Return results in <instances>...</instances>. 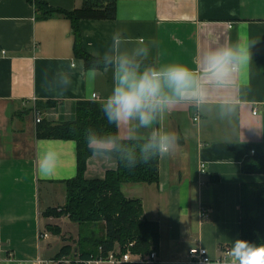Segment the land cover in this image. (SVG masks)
<instances>
[{
    "label": "crops",
    "instance_id": "obj_1",
    "mask_svg": "<svg viewBox=\"0 0 264 264\" xmlns=\"http://www.w3.org/2000/svg\"><path fill=\"white\" fill-rule=\"evenodd\" d=\"M64 11L83 0H43ZM114 19L80 20L81 47L103 60L112 33L123 29L121 49L152 42L145 63L195 66L205 50L238 41H255L250 65L235 77L226 95L234 111L221 116L213 106L177 107L163 126L180 133V150L159 157L158 181L124 184L122 194L141 202L143 216L157 224L158 264H197L188 259L202 247L211 261L225 264L223 251L240 239V203L264 174L244 173L242 161L264 156V0H115ZM74 36L68 18L42 17L27 0H0V264H37L53 260L63 247L67 255H97L93 241L105 236L102 222L78 224L67 216L46 217L65 203V181L76 176L73 140L39 139L34 112L41 121L73 118L78 102L99 103L112 85L111 72L69 68ZM96 50V52H93ZM92 53V54H91ZM64 75L72 80L62 95ZM51 80L54 90L47 87ZM97 98L93 99L92 95ZM256 114H253V110ZM127 129H121V135ZM49 147L61 154L56 172L42 175L37 157ZM201 164L205 174L199 173ZM113 159L86 160L84 178L103 179L115 170ZM64 256V255H63Z\"/></svg>",
    "mask_w": 264,
    "mask_h": 264
},
{
    "label": "clouds",
    "instance_id": "obj_2",
    "mask_svg": "<svg viewBox=\"0 0 264 264\" xmlns=\"http://www.w3.org/2000/svg\"><path fill=\"white\" fill-rule=\"evenodd\" d=\"M123 29L115 30L103 53L104 70L111 72V89L99 100L100 111L114 132H102L89 126L84 130L86 146L91 159L116 157L115 168L123 164L134 169L156 157L173 156L180 150V133L167 129L163 122L177 107L193 106L203 110L217 104L221 116H227L235 105L226 95L235 77L252 61L251 47L259 40L238 41L219 47L209 46L195 66L184 63H145L152 42L143 37L134 38L142 47L131 51L121 49ZM96 52V50H93ZM91 53V54H92ZM84 67V61L73 60L69 68ZM70 76L64 75L59 94L71 87ZM47 87L54 90L51 80ZM121 129H127L121 135ZM61 161L54 147L40 152L38 170L42 175H53ZM85 264H88L86 261ZM225 264H264V243L256 244L235 239L227 252Z\"/></svg>",
    "mask_w": 264,
    "mask_h": 264
},
{
    "label": "trees",
    "instance_id": "obj_3",
    "mask_svg": "<svg viewBox=\"0 0 264 264\" xmlns=\"http://www.w3.org/2000/svg\"><path fill=\"white\" fill-rule=\"evenodd\" d=\"M42 17L61 14L68 18L74 36V55L84 61L85 69H103L104 61L83 51L78 23L80 20L114 19L115 0H83L80 8L64 11L50 7L43 0H27ZM95 127L102 132H114L100 111L99 103L78 102L72 119L64 122L40 121L36 127L39 139L73 140L76 144L77 173L65 181V203L60 210L49 209L43 212L46 217L67 216L78 224L102 222L105 236L93 241L95 250L106 253L116 245L124 247L133 243L132 253L146 255L156 251L159 235L157 224L143 216L141 202L126 198L121 192L124 184H151L158 181L159 157L147 164L140 163L134 169L118 164L115 170L107 171L103 179L86 180L84 171L86 160L91 156L86 146L84 130ZM116 162V157L112 158ZM242 171L250 174H264V156L246 157L241 164ZM240 239L264 243V182L251 186L240 203ZM69 248L61 249L59 256L67 255ZM67 250V251H66ZM99 254V253H98ZM93 255L84 252L80 256Z\"/></svg>",
    "mask_w": 264,
    "mask_h": 264
},
{
    "label": "built area",
    "instance_id": "obj_4",
    "mask_svg": "<svg viewBox=\"0 0 264 264\" xmlns=\"http://www.w3.org/2000/svg\"><path fill=\"white\" fill-rule=\"evenodd\" d=\"M93 99H96V95H92ZM253 114H256V110L254 109ZM35 123L41 121V118L34 112ZM205 165L201 164L199 167V173L205 174ZM133 243H129L124 247V251L121 250L119 246H115L112 250L101 253L97 255H90L87 258H82L80 255H70V256H60L53 260H37V264H85L87 261L88 264H158L157 252L151 251L149 254L140 255L132 253L130 248ZM228 249L225 248L223 251L224 257L227 256ZM188 259L191 262H195L197 264H206L211 261L209 258L207 251L202 247H192L188 251Z\"/></svg>",
    "mask_w": 264,
    "mask_h": 264
}]
</instances>
